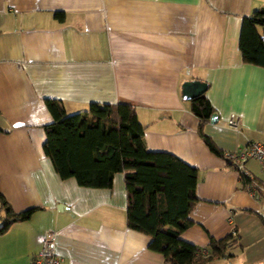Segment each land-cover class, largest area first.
Wrapping results in <instances>:
<instances>
[{
	"label": "crops",
	"instance_id": "1",
	"mask_svg": "<svg viewBox=\"0 0 264 264\" xmlns=\"http://www.w3.org/2000/svg\"><path fill=\"white\" fill-rule=\"evenodd\" d=\"M264 0H0V190L13 209L36 206L0 233V264H28L56 231L60 264H169L126 220L124 173L112 187L63 178L44 152V98L68 112L129 102L150 149L198 167L193 223L181 236L208 252L211 235L237 240L216 264H264V169L240 171L213 151L182 84L200 78L217 119L204 130L223 149L264 140V66L245 62L242 19ZM55 10H63L60 20ZM240 117V128L227 120ZM214 114V113H213ZM60 205V206H59ZM0 211V221H2ZM206 252V253H207Z\"/></svg>",
	"mask_w": 264,
	"mask_h": 264
},
{
	"label": "trees",
	"instance_id": "2",
	"mask_svg": "<svg viewBox=\"0 0 264 264\" xmlns=\"http://www.w3.org/2000/svg\"><path fill=\"white\" fill-rule=\"evenodd\" d=\"M54 15L60 20L65 18L63 10H55ZM239 48L245 62L264 66V5L243 17ZM44 100L53 119L43 124V148L60 176H74L82 185L112 187L114 173L122 171L127 190V225L149 234V247L160 251L166 262L216 264L214 257L227 252L237 240L233 232L220 238L211 235L206 253L181 236L194 222L189 213L199 199L198 167L171 151L150 149L145 125L132 103L91 101L86 109L68 112L61 99ZM190 101L199 118V133L213 151L223 156L224 150L204 130L215 113L214 105L205 91ZM240 175L245 185L250 176L242 171ZM35 208L14 210L0 190V233L13 221L29 218Z\"/></svg>",
	"mask_w": 264,
	"mask_h": 264
},
{
	"label": "built area",
	"instance_id": "3",
	"mask_svg": "<svg viewBox=\"0 0 264 264\" xmlns=\"http://www.w3.org/2000/svg\"><path fill=\"white\" fill-rule=\"evenodd\" d=\"M227 123L234 129L240 128V117L232 114ZM223 157L229 160L233 167L250 176V171L246 166L249 158H255L264 169V140H252L245 147L226 149ZM203 252L206 249L201 248ZM61 255L56 248V231L50 230L42 236V244L38 253L31 258L28 264H60Z\"/></svg>",
	"mask_w": 264,
	"mask_h": 264
},
{
	"label": "water",
	"instance_id": "4",
	"mask_svg": "<svg viewBox=\"0 0 264 264\" xmlns=\"http://www.w3.org/2000/svg\"><path fill=\"white\" fill-rule=\"evenodd\" d=\"M207 86H208V82L203 79L200 78L187 79L182 84L183 96L185 98H192L204 92L207 89ZM216 119H217V115L214 113L211 116V121H215Z\"/></svg>",
	"mask_w": 264,
	"mask_h": 264
},
{
	"label": "rangeland",
	"instance_id": "5",
	"mask_svg": "<svg viewBox=\"0 0 264 264\" xmlns=\"http://www.w3.org/2000/svg\"><path fill=\"white\" fill-rule=\"evenodd\" d=\"M2 223V221H0V224ZM222 256H219V258H217V260L215 261L216 263H218V262H222L223 260H222V258H221Z\"/></svg>",
	"mask_w": 264,
	"mask_h": 264
}]
</instances>
